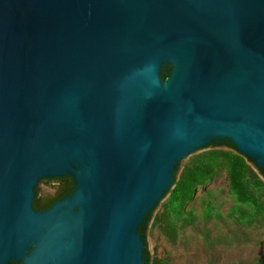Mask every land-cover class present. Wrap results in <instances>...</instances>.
I'll use <instances>...</instances> for the list:
<instances>
[{"label":"water","instance_id":"95a60500","mask_svg":"<svg viewBox=\"0 0 264 264\" xmlns=\"http://www.w3.org/2000/svg\"><path fill=\"white\" fill-rule=\"evenodd\" d=\"M223 139L264 172V0H0V264H145L138 226Z\"/></svg>","mask_w":264,"mask_h":264},{"label":"rangeland","instance_id":"374dc122","mask_svg":"<svg viewBox=\"0 0 264 264\" xmlns=\"http://www.w3.org/2000/svg\"><path fill=\"white\" fill-rule=\"evenodd\" d=\"M219 150L229 151L218 140L179 163L172 190L186 167L210 164L213 173L184 207L170 202L171 190L151 216L146 230L150 264H264V178L250 163L246 185L259 205L238 202L229 188L227 161L209 154ZM59 183L44 182L38 199L53 197Z\"/></svg>","mask_w":264,"mask_h":264},{"label":"trees","instance_id":"16d2710c","mask_svg":"<svg viewBox=\"0 0 264 264\" xmlns=\"http://www.w3.org/2000/svg\"><path fill=\"white\" fill-rule=\"evenodd\" d=\"M167 76L164 77V80ZM222 147L228 148L229 151H213L211 154L213 157H221L228 163L227 178L229 188L236 195V199L240 203H251L253 206L258 207V200L254 198L246 185L247 174L250 170L249 164L251 163L264 178V172L256 165V163L250 158L241 155L237 152L235 146L228 139L219 140ZM178 170V166L175 167V171ZM213 173L212 166L210 164H201L197 166L186 167L180 176V179L176 182L170 202H177L181 208L184 207L186 202L192 197L195 189L203 185ZM58 180L71 181L70 184H66L59 192L49 199H38L36 197L37 190H34V199L32 202V208L35 211H44L48 209L55 201L65 198L71 193L70 186H74L73 178L69 176L58 178ZM152 211L146 214L144 221L138 226L137 232L141 235L144 242L143 247V260L145 264H150V253L146 244V230L147 225L151 219ZM166 227H170V221L164 218ZM19 264V263H11Z\"/></svg>","mask_w":264,"mask_h":264},{"label":"flooded vegetation","instance_id":"af4514ba","mask_svg":"<svg viewBox=\"0 0 264 264\" xmlns=\"http://www.w3.org/2000/svg\"><path fill=\"white\" fill-rule=\"evenodd\" d=\"M170 72H171V71H170ZM169 74H170V73H169ZM169 74H168V76H169ZM168 76H167V77H168ZM166 79H167V78H166ZM70 183H71V181L68 182V180H61L60 183H59V188H58L57 192H59V191H60V190L66 185V184H70ZM70 188H71V190H72L73 187L70 186ZM57 192H56V193H57ZM62 199H63V198H62ZM60 200H61V199H60ZM57 201H58V200H57ZM55 202H56V201H55Z\"/></svg>","mask_w":264,"mask_h":264}]
</instances>
